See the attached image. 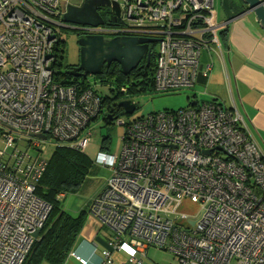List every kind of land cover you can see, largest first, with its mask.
Segmentation results:
<instances>
[{"label": "built area", "instance_id": "2783aa9c", "mask_svg": "<svg viewBox=\"0 0 264 264\" xmlns=\"http://www.w3.org/2000/svg\"><path fill=\"white\" fill-rule=\"evenodd\" d=\"M113 1L123 26L66 23L72 0H0V264L24 263L51 212L35 192L49 162L42 142L84 151L102 109L91 90L56 82L61 27L156 38L157 91L208 80L203 52L223 56L215 0ZM193 102L129 119L120 154L99 153L112 174L88 212L111 235L97 264H113L115 251L142 264L150 247L179 264H264V154L234 105ZM16 132L33 139L25 149ZM68 258L88 264L75 250Z\"/></svg>", "mask_w": 264, "mask_h": 264}, {"label": "trees", "instance_id": "16d2710c", "mask_svg": "<svg viewBox=\"0 0 264 264\" xmlns=\"http://www.w3.org/2000/svg\"><path fill=\"white\" fill-rule=\"evenodd\" d=\"M232 8L236 13H240L245 9V6L239 2ZM106 22V25L109 26H123L125 24V21L120 17L117 19L108 17ZM218 32L220 34L219 36H222V34L227 32V27L223 30L219 29ZM62 42L63 41L60 42L57 48L58 54L55 66L56 82L64 86H76L78 92L91 90L97 94L101 98L102 103V109L98 118H103L107 124H111L115 121L110 120L108 116L114 119L120 116L123 108L119 105V102L129 99L131 97L130 94L152 91L166 92L157 91L155 89L154 72L156 68V51L154 48L149 64L147 65L145 63L144 68L141 70V76L133 77V75L130 74L125 75L118 63H114L109 69L104 71L103 75L100 76V84H115L117 87V91L116 89H111L112 93L115 94V96L111 98L109 96H102L99 91L94 89L95 87L93 84L95 81L92 83L91 80H85V78L69 74L68 70L71 65H66L65 69H62V61L65 55V45H61ZM95 79L94 77V80ZM198 83L203 85L206 89L207 79L202 74L199 75L198 81L194 87L197 86ZM193 90H195V92L189 95L190 98H193L189 101V105L193 103L195 98L199 97L197 89ZM202 93L205 94V90ZM118 99H120L119 102H117ZM211 100L219 101L216 98H212ZM219 102L228 108L233 106H228L224 101ZM98 118H93L92 121ZM51 141L54 143L55 148L52 156L47 159L49 161L48 167L37 183L35 192L36 195L48 202L52 209L40 236L34 242L23 264H65L69 253L74 251L82 241L80 233L87 214L89 213V207L77 216L65 212L61 203V197L66 193L79 190L87 174L92 170L94 162L83 150L71 146L70 142L58 141L55 139ZM108 144L109 137H105L102 142V148H106ZM60 194H63V196H60Z\"/></svg>", "mask_w": 264, "mask_h": 264}, {"label": "rangeland", "instance_id": "374dc122", "mask_svg": "<svg viewBox=\"0 0 264 264\" xmlns=\"http://www.w3.org/2000/svg\"><path fill=\"white\" fill-rule=\"evenodd\" d=\"M74 3H80L81 0H72ZM215 11L217 12V20L219 21L221 18L224 19V12L221 7V0H215ZM61 38L65 43V55L63 63V68L66 65H77L80 61V46L78 44L77 37L73 34V32L67 27H61ZM154 50L156 53L159 51V43L154 44ZM204 54L210 56V54L205 51L202 54L201 62L202 64L207 63L204 59ZM214 57V70L213 76L210 82H208L206 93L204 92L205 88L201 84H197L194 88H182L179 90L166 91V92H146V93H136L130 94L129 99H133L137 104V109L133 114L130 115H120L118 116V120L121 123L114 121L111 124H107L103 118L99 117L98 119L92 121L88 127L87 134L90 132V140L85 147L84 152L86 155L92 159L94 162L92 170L87 174L84 182L81 187L76 192L66 193L63 197H61V203L63 206V210L73 216L79 215L83 210H87L91 201L95 199L97 195H99L104 188L108 184V180L111 177V171L108 167L103 166L101 164L96 163V159L100 152H110L112 154H120L123 147V136L125 134V122H128L129 119H134L139 116L147 115L151 112L162 111L165 109H179L183 107L189 106V101L193 98L189 95L193 94L197 89L200 99L203 100H211L214 98V95H220L222 98L227 99L230 102L231 98L229 95V90L227 86V82L223 78H221V70L220 69V61H218L217 55H213ZM211 62V60L209 61ZM92 83H94V78L90 79ZM93 86L97 91L100 92L102 96L114 97L115 94L112 93L111 89H116L115 84L111 85H102L100 83H94ZM201 95V96H200ZM223 95V96H222ZM238 103L240 100L238 99ZM120 99L117 100L119 102ZM231 104V103H229ZM20 139H18L17 143L20 149H25L29 145V141L33 140L28 135L19 134L16 132L15 134ZM21 137H20V136ZM105 137H109V144L106 148H102V142ZM44 147L45 150H44ZM41 148L43 153V157L49 159L52 156L53 150L55 148L54 143L51 140H47L42 142ZM12 151V148L9 149ZM32 155H36L37 151L34 148L29 149ZM192 209H196L195 205H192ZM163 218H176L175 214H160ZM95 219L87 214L85 224L83 225L80 233V237L84 238L88 236L90 233V223L89 221ZM110 232L101 227V231L99 236L107 240L110 236ZM102 245L100 243V249ZM146 258V264L149 263L148 260L158 263V264H179L176 258L170 255L169 252L157 249L155 247H150L148 249V254ZM231 264H237L236 259H234Z\"/></svg>", "mask_w": 264, "mask_h": 264}, {"label": "crops", "instance_id": "0c3cea01", "mask_svg": "<svg viewBox=\"0 0 264 264\" xmlns=\"http://www.w3.org/2000/svg\"><path fill=\"white\" fill-rule=\"evenodd\" d=\"M219 22L222 24L220 30L227 27V32L219 36L223 56L216 57L221 64L219 69L221 70L220 76L227 82L231 100L228 102L227 99L224 100L220 95H214V98L224 101L228 106L234 105L238 109L245 120L248 130L264 154V29L259 26L251 13L241 15L232 22H226L224 13V19L221 18ZM203 56L206 62L211 60L213 63V69L206 83V93L207 85L212 79L215 66L213 55L204 54ZM237 96L240 103H238ZM95 221H89L91 225L90 234L82 238V241L75 249L79 255L88 260V264H97L101 257V250L107 247V240L99 236L102 226L96 219ZM100 243L102 245L101 249ZM160 250L167 251L164 249ZM147 254L143 258L142 264H146ZM170 255L174 256L172 253ZM113 258V264H121L125 262L127 254L123 251H115ZM148 261V264H158ZM65 264L78 263L68 258Z\"/></svg>", "mask_w": 264, "mask_h": 264}, {"label": "water", "instance_id": "95a60500", "mask_svg": "<svg viewBox=\"0 0 264 264\" xmlns=\"http://www.w3.org/2000/svg\"><path fill=\"white\" fill-rule=\"evenodd\" d=\"M239 2L245 6V9L240 13H236L232 8L231 0H221L226 22H232L241 15L251 13L259 26L264 29V0H239ZM100 7H111L117 17L121 14L117 1L81 0L79 5L70 4L68 6L64 14V21L77 26H103L105 21L98 11ZM157 41L156 38L134 35L113 38L106 37L103 34L81 36L78 38L80 61L78 66H74L69 70V73L79 76L80 72L83 71L84 75H98L105 64L109 66L111 63L116 62L120 65L122 72L128 75L143 58L149 61L151 56L150 44H155ZM119 105L123 108L120 115L133 114L137 109V104L133 99L122 100ZM108 117L113 120V117ZM37 137L46 138L44 134H38ZM43 227L38 228L33 233L36 240L40 236Z\"/></svg>", "mask_w": 264, "mask_h": 264}, {"label": "flooded vegetation", "instance_id": "af4514ba", "mask_svg": "<svg viewBox=\"0 0 264 264\" xmlns=\"http://www.w3.org/2000/svg\"><path fill=\"white\" fill-rule=\"evenodd\" d=\"M232 1V7L234 6L235 7V5H236V3H238V2H236L235 0H231ZM79 4V3H78ZM98 11H99V13H100V15L102 16V18L104 19V21H105V24L107 23L106 22V19L108 18V17H114V18H119V17H117L116 16V14H115V12L112 10V8L111 7H100L99 9H98ZM68 29H70L72 32H73V34L77 37V40H78V38L79 37H81V36H88V35H99L100 33H96V32H91V31H89L88 29H84V30H81V29H77L76 27H72V26H68L67 27ZM103 35H105L106 37H110V38H113V37H117V36H126L127 34H103ZM61 41H63L62 42V44L61 45H65V43H64V40L61 38V33H60V42ZM155 47V45L154 44H150V51H151V56H150V59H149V61H148V59H146V58H143L141 61H140V63L138 64V66L135 68V69H133L129 74L130 75H133V77H135V76H141V70L144 68V64L146 63L147 65L149 64V62H150V60H151V58H152V55H153V48ZM114 63H116V62H113V63H111L109 66L107 65V64H105L103 67H102V69H101V73L100 74H98V75H84L83 74V71H81L80 72V75L79 76H76V77H80V78H85V80H90L91 78H96L94 81H95V83H100V80H101V77L100 76H102L103 75V73H104V71L106 70V69H109ZM79 64V63H78ZM78 64L77 65H71L70 66V69L71 68H73L74 66H78ZM65 69V68H64ZM69 69V70H70ZM68 70V71H69ZM70 74V73H69ZM82 74V75H81ZM72 75V74H71ZM136 77V78H137Z\"/></svg>", "mask_w": 264, "mask_h": 264}, {"label": "clouds", "instance_id": "9594fccd", "mask_svg": "<svg viewBox=\"0 0 264 264\" xmlns=\"http://www.w3.org/2000/svg\"><path fill=\"white\" fill-rule=\"evenodd\" d=\"M113 120H114V118H113Z\"/></svg>", "mask_w": 264, "mask_h": 264}, {"label": "bare ground", "instance_id": "6f19581e", "mask_svg": "<svg viewBox=\"0 0 264 264\" xmlns=\"http://www.w3.org/2000/svg\"><path fill=\"white\" fill-rule=\"evenodd\" d=\"M106 25V24H105Z\"/></svg>", "mask_w": 264, "mask_h": 264}]
</instances>
